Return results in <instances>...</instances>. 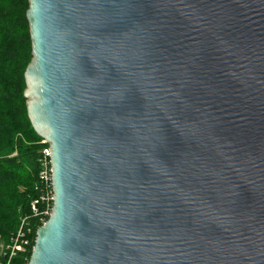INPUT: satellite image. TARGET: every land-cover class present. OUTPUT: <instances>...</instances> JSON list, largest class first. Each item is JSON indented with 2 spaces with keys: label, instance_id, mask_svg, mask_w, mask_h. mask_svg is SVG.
Instances as JSON below:
<instances>
[{
  "label": "water",
  "instance_id": "1",
  "mask_svg": "<svg viewBox=\"0 0 264 264\" xmlns=\"http://www.w3.org/2000/svg\"><path fill=\"white\" fill-rule=\"evenodd\" d=\"M27 17L55 192L28 264H264V0H29Z\"/></svg>",
  "mask_w": 264,
  "mask_h": 264
},
{
  "label": "trees",
  "instance_id": "2",
  "mask_svg": "<svg viewBox=\"0 0 264 264\" xmlns=\"http://www.w3.org/2000/svg\"><path fill=\"white\" fill-rule=\"evenodd\" d=\"M29 0H0V234L10 239L25 217L39 227L32 209L42 195V138L28 116L25 71L33 58ZM42 203L39 206L42 207ZM35 232L11 264H28Z\"/></svg>",
  "mask_w": 264,
  "mask_h": 264
},
{
  "label": "built area",
  "instance_id": "3",
  "mask_svg": "<svg viewBox=\"0 0 264 264\" xmlns=\"http://www.w3.org/2000/svg\"><path fill=\"white\" fill-rule=\"evenodd\" d=\"M41 142L45 145L40 159L41 165L39 172L42 183V195L32 203V209L39 219V227L44 225L51 215L55 197L50 144L43 138ZM40 203L43 204L42 207L39 206ZM39 227L35 231L34 225L25 217L10 239L5 240L0 234V264H11V261L18 253L25 252L31 243V237L34 232L37 237Z\"/></svg>",
  "mask_w": 264,
  "mask_h": 264
},
{
  "label": "rangeland",
  "instance_id": "4",
  "mask_svg": "<svg viewBox=\"0 0 264 264\" xmlns=\"http://www.w3.org/2000/svg\"><path fill=\"white\" fill-rule=\"evenodd\" d=\"M22 221V220H21Z\"/></svg>",
  "mask_w": 264,
  "mask_h": 264
}]
</instances>
